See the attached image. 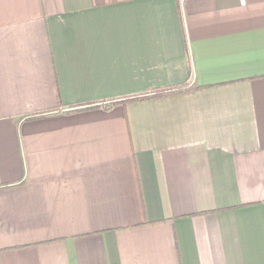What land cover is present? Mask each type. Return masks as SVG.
<instances>
[{"label":"crops","instance_id":"crops-1","mask_svg":"<svg viewBox=\"0 0 264 264\" xmlns=\"http://www.w3.org/2000/svg\"><path fill=\"white\" fill-rule=\"evenodd\" d=\"M0 264H264V0H0Z\"/></svg>","mask_w":264,"mask_h":264},{"label":"trees","instance_id":"trees-1","mask_svg":"<svg viewBox=\"0 0 264 264\" xmlns=\"http://www.w3.org/2000/svg\"><path fill=\"white\" fill-rule=\"evenodd\" d=\"M205 86H199L196 82H184L180 84H175L165 88L155 89L150 92H144L140 94H135L133 96H128L124 98H114L109 100L110 105L125 104L132 101H141L151 98H160L177 94H185L197 91ZM100 103H90L88 107L98 106Z\"/></svg>","mask_w":264,"mask_h":264}]
</instances>
